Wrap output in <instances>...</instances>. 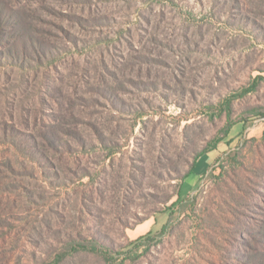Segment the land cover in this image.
Masks as SVG:
<instances>
[{"label":"rangeland","instance_id":"obj_1","mask_svg":"<svg viewBox=\"0 0 264 264\" xmlns=\"http://www.w3.org/2000/svg\"><path fill=\"white\" fill-rule=\"evenodd\" d=\"M0 7V264H264V0Z\"/></svg>","mask_w":264,"mask_h":264},{"label":"trees","instance_id":"obj_2","mask_svg":"<svg viewBox=\"0 0 264 264\" xmlns=\"http://www.w3.org/2000/svg\"><path fill=\"white\" fill-rule=\"evenodd\" d=\"M2 8L0 7V40L4 37V35H6V33L5 32H3L2 30H4V29H2V24L4 23V20H3V18H2ZM3 41V40H2ZM22 42H23V45H21V48L24 50V52L25 51H27L28 50V47H27V42H28V40L27 39H23L22 40ZM1 46H5V45H3V44H0ZM7 52L9 53V55H7ZM16 52H17V55H19V53H20V50H19V48L16 50ZM13 54L14 53H11V51H6V49H4V50H2V52H0V57L1 58H3V59H6L7 57H12L13 56ZM217 148V146H216V144H213V145H210V147H207V148H205L204 150H202L201 152H199L196 156H195V160H194V162H193V164H192V167H191V172L193 173L194 172V167H195V165L197 164V160L200 158V157H202L203 155H205V154H207V153H209V152H211V151H214L215 149ZM167 227V224L164 226V228H166ZM151 232L152 231H149L148 232V234H146V235H144V236H141V237H139V238H137L134 242H132L131 244L134 246V247H136V246H138L139 245V243L140 242H142V240H145L148 236H150V234H151ZM259 258H261L262 256H258Z\"/></svg>","mask_w":264,"mask_h":264},{"label":"crops","instance_id":"obj_3","mask_svg":"<svg viewBox=\"0 0 264 264\" xmlns=\"http://www.w3.org/2000/svg\"><path fill=\"white\" fill-rule=\"evenodd\" d=\"M212 152V151H211ZM204 155L202 157H200L198 160H197V164L195 165L194 167V172L192 173V175H195V176H201L202 173L206 172V170H208L210 167H209V164L211 162V158H208L207 160L209 161H206L207 164H205L204 168H202L201 170H198V165L201 161V158H203Z\"/></svg>","mask_w":264,"mask_h":264}]
</instances>
